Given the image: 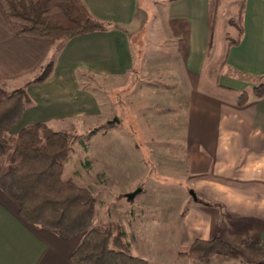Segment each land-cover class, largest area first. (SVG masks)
I'll list each match as a JSON object with an SVG mask.
<instances>
[{
	"label": "crops",
	"instance_id": "0c3cea01",
	"mask_svg": "<svg viewBox=\"0 0 264 264\" xmlns=\"http://www.w3.org/2000/svg\"><path fill=\"white\" fill-rule=\"evenodd\" d=\"M148 1L146 11L142 5ZM210 1L82 0L94 18L110 26L62 45L15 34L0 5V84L7 91L25 87L32 101L14 131L44 123L68 133L77 132V125L91 131L108 123L110 93L134 101L131 113L141 130V101L154 98L158 78L166 92L180 84L186 102L179 113V155L172 151V137L165 141L179 176L169 179L182 190L194 189L197 201L182 200L178 231L168 240L179 248L220 237L234 251L207 264L264 263V96L237 104L242 92L264 83V0H244L241 36L228 43L218 37L208 62L215 44ZM139 12L146 16L141 19ZM153 18L155 28L147 31L145 23ZM142 33L143 53L137 40ZM151 45L160 49L154 55ZM51 60V74L30 83ZM138 156L133 155L137 164ZM124 231L131 254L146 260L133 251L134 234ZM79 243L76 236L64 240L25 222L0 189V264H72Z\"/></svg>",
	"mask_w": 264,
	"mask_h": 264
},
{
	"label": "trees",
	"instance_id": "16d2710c",
	"mask_svg": "<svg viewBox=\"0 0 264 264\" xmlns=\"http://www.w3.org/2000/svg\"><path fill=\"white\" fill-rule=\"evenodd\" d=\"M215 4V0L210 1V24ZM0 5L15 34L49 38L59 41L60 45L80 35L105 31L110 26L94 18L82 0H0ZM240 17L242 22V14ZM238 33L239 39L241 24ZM52 68L53 60L30 83L44 81ZM263 96L264 83H260L250 92H242L237 104L242 106L251 97ZM31 103L25 87L7 91L0 86V189L17 205L19 216L64 240L82 235L70 255L72 264H148L145 259L131 254L120 225L93 226L97 200L92 190L63 178L72 152L70 133L54 131L44 123L14 131ZM147 164L150 174L153 170L158 176L153 163L147 161ZM233 250L230 243L214 237L196 239L191 245L181 247L178 254L209 263Z\"/></svg>",
	"mask_w": 264,
	"mask_h": 264
},
{
	"label": "rangeland",
	"instance_id": "374dc122",
	"mask_svg": "<svg viewBox=\"0 0 264 264\" xmlns=\"http://www.w3.org/2000/svg\"><path fill=\"white\" fill-rule=\"evenodd\" d=\"M215 1L210 24L215 44L213 48L212 44L210 46L208 62L214 59L218 37L223 43L237 38L244 4V0ZM150 6V1L142 5L146 11ZM139 14L141 19L146 16L144 12ZM154 25L155 18L151 24L145 23L146 30L152 31ZM144 38L143 33L137 37L142 53L145 47ZM151 47L153 55L160 50L158 46ZM167 51H170L168 47ZM172 78L175 80V75ZM161 81L164 79L158 78V92L154 98L145 104L141 101V130L138 129L131 113L134 101L126 99L122 102L117 100V93H110L108 123L93 128L94 133L93 129L83 130L84 125H77V132H69L72 152L65 165L63 178L72 179L77 185L92 190L97 200L93 226L103 228L109 224H118L124 227L123 230L125 229L129 236L133 233V251L144 256L148 264H195L196 261L179 256L178 250L186 246L178 248L168 240V237L175 238L174 233L178 231L177 210H180L182 200H187L188 203H193V200L188 193L189 188L182 190L169 179L179 176L178 170L171 168L179 166V163L173 165L171 155L166 154L168 149L165 147L167 137H172L173 142L170 145L176 144L172 151L174 155L179 152V113L186 101L180 97V84H170L173 89L166 92L161 89ZM0 86L2 87L1 84ZM135 143L139 144L140 149L134 147ZM137 154L140 159L138 164L133 158V155L137 157ZM147 161L153 163L158 176L154 175L153 170L148 177L145 176L147 170H150ZM139 188L145 189V192L138 194L136 199L129 200L126 194ZM82 237L78 235L76 239L81 241ZM245 262L240 260V264Z\"/></svg>",
	"mask_w": 264,
	"mask_h": 264
},
{
	"label": "water",
	"instance_id": "95a60500",
	"mask_svg": "<svg viewBox=\"0 0 264 264\" xmlns=\"http://www.w3.org/2000/svg\"><path fill=\"white\" fill-rule=\"evenodd\" d=\"M140 191H141V189H137V190H135L134 192L127 194V198H128L129 200H133V199L135 198V196H136L138 193H140ZM189 193H190L191 197H192L195 201H197V196H196L195 192H194L193 190H189Z\"/></svg>",
	"mask_w": 264,
	"mask_h": 264
}]
</instances>
